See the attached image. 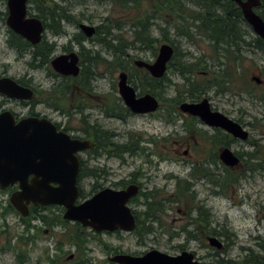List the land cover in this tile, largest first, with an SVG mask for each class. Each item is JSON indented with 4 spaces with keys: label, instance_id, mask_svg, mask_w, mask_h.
Returning <instances> with one entry per match:
<instances>
[{
    "label": "rangeland",
    "instance_id": "obj_1",
    "mask_svg": "<svg viewBox=\"0 0 264 264\" xmlns=\"http://www.w3.org/2000/svg\"><path fill=\"white\" fill-rule=\"evenodd\" d=\"M67 4L70 5L71 15L75 16L80 22L94 27H104V24L112 26L110 22L121 19L126 14V9L117 8L107 0H70ZM0 8L3 9L2 6ZM145 8L146 5L143 3L138 10L142 13ZM30 12L32 14L36 13L32 10ZM127 13L128 19H130L133 14H137V11L130 10ZM128 29V27H124V31ZM151 30L152 36L156 37L157 31L154 30V27ZM2 31H4V28ZM63 31L66 33L59 37L48 35V40L58 43L59 46L66 43L74 46L75 44L72 42L74 34L78 32L77 25L73 22L65 23ZM250 31L251 35L255 36L251 29ZM113 34L130 39V33L122 32V34H118L117 31H113ZM169 38L172 41L171 45L177 48V58L173 62L174 64L179 59L181 62L189 63L197 62L198 59L202 60L203 64L199 67L198 73H195L192 77L209 78L208 74L211 71L217 68L221 69L227 63L224 57L215 53L211 43L204 38L197 37L196 41L191 43L178 38L172 30L169 31ZM160 44L156 43L155 51L147 49L129 50L127 56H122L120 67L114 69L111 63L109 71L105 72L103 68L100 69L99 73L102 76L97 78V84L105 91L110 90L109 84H111V93L117 95V91L115 93L112 90V83L117 82L119 72L129 73L128 71L132 67V61H129L130 58L153 61L155 58L154 52L157 53ZM85 45L89 46L90 43L86 42ZM74 48H77V46H74ZM241 50V59L236 62L238 72L240 71L241 76L251 87L257 85L251 80L252 77H259L262 80L263 83L259 85V88L253 90V94L259 96L264 93V49L260 50L245 46ZM58 54H60L59 48L56 50V55ZM29 59L26 55H20L14 50H9L5 45V37L0 32L1 67H5L15 77L24 76L27 70L33 69L27 63ZM108 59H111L112 62V51L111 57H108ZM173 70L169 69L167 71L166 77L169 82L164 96L166 98L178 97L181 99L184 95L178 96V92L183 90L181 85L183 80ZM31 75L34 76L38 88H46L49 85L46 81L44 69H33ZM240 87L241 85L238 82L232 92L223 94H216L214 89L211 88L202 98H208L213 109L223 113L230 119L238 123L241 120L250 134V140L255 142L256 146L252 147L249 144L238 143L233 150L242 153H253V155L258 154V159L251 161L253 165L259 164L258 168L254 171H248L235 188L231 189L227 195H222L209 182V177L202 179L191 177L193 167L179 165L174 162H157L155 160L157 158L154 157L158 172L153 173L150 183V186L155 188H166V195H174L176 194L177 182L187 180L191 184L190 191L195 194L196 206L199 204L208 210L212 227L215 226L221 231L223 226L231 233L230 240L232 244L230 243L226 251L221 252L219 256H215L216 249L209 247L206 240L203 239V235L199 233H197L196 239H188L187 234L182 231L188 221L187 218H184V205L175 202L171 205L172 209L166 211L162 220L163 227L159 229L156 225H152L155 231L142 238L134 233H95L82 228L88 239L85 244V249L88 251H85L82 259H78L76 248L67 242L65 235L75 230L74 224L70 223L66 226L55 224L50 227L41 222V217L56 219L58 217L56 215L57 209L32 211L33 217L30 218V223L37 226V229L26 230V225L19 214L8 208V198L13 190L7 189L0 190V264H20L16 259L17 254H22L25 258L23 264H45L46 256L50 259H55V256H57L56 264H110L107 261L109 254L106 253V246L118 249V253L130 255H141L150 249H156L175 256L185 250L192 252L204 264H216L215 261L218 258L238 260L242 259L248 251L258 252L256 244L264 242V103L251 98L248 94L239 95L238 91H244ZM246 89L250 90L251 88L245 85ZM257 120L260 121L257 122ZM179 125L180 122L177 123V127H174L155 116L131 115L125 116L123 120L112 119L109 121V128L122 135V138L118 140L119 142H125L130 134L140 139L154 137L158 142L156 150L164 157L169 155L167 154V144L161 146L164 142L162 138L167 137L174 130H178ZM140 146L144 145L140 144ZM124 158L126 164L121 163L114 156L105 163V167L110 172L107 177L108 182L113 183L121 179H129L132 173L135 176L139 168L146 167L138 156L136 158L125 156ZM251 162L249 163L250 166ZM205 169H208L212 174L221 173L223 170L222 167H206ZM213 178L211 177V179ZM88 185L90 186L88 182L82 185L84 194L90 192ZM129 206L133 210L137 208L134 204H129ZM192 216H195V213ZM191 229V227H188V230ZM224 240L225 238L221 241L224 242ZM56 248L58 249L56 250ZM69 255H74V259L71 261L65 260Z\"/></svg>",
    "mask_w": 264,
    "mask_h": 264
},
{
    "label": "flooded vegetation",
    "instance_id": "obj_2",
    "mask_svg": "<svg viewBox=\"0 0 264 264\" xmlns=\"http://www.w3.org/2000/svg\"><path fill=\"white\" fill-rule=\"evenodd\" d=\"M32 1H42L43 4H45V0H30L28 2L27 17H35L34 15L36 14H32L29 10L33 6L31 4ZM260 1L261 5L258 7L259 9L264 5V0ZM1 6L3 9L0 8V32L5 37L6 47L9 50L18 52L20 55L28 56L30 59L27 63L34 70L44 69L47 79L46 81L49 85L46 88H38L34 76L31 75L33 69L27 70L24 76L15 77L11 75L5 67L0 66V79H11L17 85L29 89L32 92L31 97L28 99H15L0 92V113L6 111L9 112L16 122L27 118L43 119L51 123L57 132L67 135L70 140L77 139L80 141L91 142L92 146L90 148L75 154L78 160L76 184L79 191V197L84 196L83 199H86L105 188L125 190L128 186L135 185L138 187V192L129 201V204H134L137 207L136 210L134 209V213L132 212L134 217L137 215L145 227L156 225V227L161 229L163 227L162 220L164 219L166 211L172 209L171 205L174 203V197H176V195H166V188L159 189L150 186L153 173L158 172L157 163L154 162L155 160H157V162H174L179 165H188L191 167L218 168L224 166L220 159L221 151L224 148H229L233 151L235 156L239 158V167L253 161V158H247L246 156V154L251 156L253 153H242L233 150L234 146L238 143L249 144L248 141L241 142L223 129L209 126L198 117L188 115L187 113L178 110V106L181 103H196L201 101L203 99L202 97L195 101L189 99L179 100L176 105V110H161V101L157 98L159 107L155 112L133 114L125 106L123 100L119 96L118 81L112 83V90L115 93L117 91V95L111 93V84H109V91L101 89L100 85L97 84V78L102 76L99 71L103 68L106 72L111 68V59H108V57H111V40L109 33H103L102 31L97 30L98 27H94L95 32L91 37H87L78 29V32L74 34L72 42L77 48H74V46H71L69 43L59 46L58 43L51 42L47 37L48 35L59 37L66 32L63 31L60 34H55L53 30H50L40 19L44 28L40 41L32 45L17 35L27 42L30 47H27L25 44L26 47L23 49L14 48L13 45H11L10 39L13 38V34L15 33H13L6 24L8 17L7 0H0V7ZM68 6L70 7V5ZM68 15L67 18H60L59 27L63 30L65 23L69 24L70 22H73L78 28L79 24L82 22H78L75 16L71 14ZM3 28L4 31H2ZM86 42L90 43V45L86 46ZM44 44H47L48 49H45ZM37 45H43L44 47H41L42 49L39 50V53L36 52L35 46ZM58 48L60 49V54L56 55V50ZM71 54H75V57L77 58L76 65L78 67V74L72 76L61 75L55 72L51 66V61L58 56L68 57ZM38 55H41L39 56L40 58ZM68 61H70V58ZM169 64L167 65V68ZM129 84L132 86L131 83ZM135 91L137 97L142 95L139 94L136 89ZM210 109L211 111H216L211 106ZM131 115L155 116L174 127H177L176 125L178 122H180V125L177 128L178 130H174L169 133L167 137L162 138L164 142L161 146L167 144V154L169 156L159 157V153L156 150L158 142L154 137L142 139L140 140V144L144 146L140 147L143 148L144 153L140 154L139 150L140 156H138V158L142 159L143 164H145L146 167L139 168L137 173H135V176H133L134 173H132L129 179H121L117 182L111 183L107 180L110 172L105 167V163L114 156L121 163L126 164L125 156H130L132 158H136V156L131 155L126 151L128 137L130 135L132 136V134L128 135L126 140L124 139L125 142H119L118 140L119 138H122V135L109 128V121L112 119L123 120L125 116ZM113 145L122 152L112 154L110 150ZM154 157L157 159L154 160ZM85 182L90 184V186L88 185L90 187V192L87 194L83 193L84 190L82 188V185ZM12 189L15 191L17 186L12 187ZM152 198L162 199L161 216H155L152 218L148 216L149 212L147 211V208ZM50 209H57L56 215L60 217L62 221L66 222V225L71 223L70 221H65L63 219L62 215L65 210L61 206L50 205L41 207L29 205V214L27 217L29 223L26 230L37 229V226L31 225L30 223V218L33 217L32 211H48ZM184 215V218H187L185 212ZM220 237H217L220 241L224 239V237ZM207 239L208 238L206 237L205 240ZM222 243L224 245L225 240ZM57 249L58 248H56V250ZM257 249L260 251L259 246ZM85 251L88 250L85 249ZM56 257L57 256H55L54 259L55 261ZM74 257V255H69L65 260L71 261Z\"/></svg>",
    "mask_w": 264,
    "mask_h": 264
},
{
    "label": "water",
    "instance_id": "obj_3",
    "mask_svg": "<svg viewBox=\"0 0 264 264\" xmlns=\"http://www.w3.org/2000/svg\"><path fill=\"white\" fill-rule=\"evenodd\" d=\"M230 1L238 5L244 21L255 36L264 41V20L254 11L261 1ZM27 2L7 0L6 24L15 34L34 45L40 41L44 28L39 19L26 16ZM78 29L87 37L95 32L93 26L84 23L79 24ZM173 54V47L163 43L158 47L154 61L135 59L133 65L145 69L151 77L161 79L166 74ZM76 62L75 54L58 56L51 61V66L61 75L76 76ZM251 80L257 85L262 83L259 77H252ZM117 81L119 96L133 114L153 113L158 109V100L153 95L146 93L136 96L135 89L128 83L127 73L119 72ZM0 92L15 99H28L32 95L29 89L17 85L11 79H0ZM178 110L198 117L209 126L219 127L241 141L248 138V132L239 123L219 111H211L207 98L196 103L183 102ZM91 146L89 141L70 140L46 120L27 118L16 122L9 112L0 113V189L17 185L8 199L10 206L22 218L28 216L30 204L62 206L65 209L62 215L64 220L77 222L96 233L117 230L132 232L136 222L127 203L137 194V186L130 185L125 190L105 188L76 204L79 191L76 184L78 160L75 154ZM220 159L229 168L239 164V158L229 148L221 151ZM207 242L211 248L222 249V243L215 237H208ZM108 261L115 264H204L192 252L184 250L171 256L156 249L141 256L115 254L109 256Z\"/></svg>",
    "mask_w": 264,
    "mask_h": 264
},
{
    "label": "trees",
    "instance_id": "obj_4",
    "mask_svg": "<svg viewBox=\"0 0 264 264\" xmlns=\"http://www.w3.org/2000/svg\"><path fill=\"white\" fill-rule=\"evenodd\" d=\"M70 0H45V4L42 1H32V8L29 10L35 11L34 15L37 19H41L50 30H53L55 34L63 32L59 27L60 18H67L70 14V7L67 3ZM115 7L120 9H126L125 15L121 19L115 20L112 26L104 27L98 26L97 30L109 33L110 46L113 53L112 65L114 69L121 66L122 56H127L129 50L133 49H147L155 51L156 43H170L172 41L169 38V31H173L175 35L180 39H185L188 42L194 43L197 37L204 38L211 43V46L215 53L220 54L227 60L222 68L211 71L208 74L209 78L192 77L195 73H198L199 67L202 66V60L198 59L197 62H181L180 59L174 64L173 62L177 58V48L174 47V56L168 66L169 69H174L175 74L182 78L183 90L178 92V97L166 98L164 93L168 87V78L164 75L161 79H153L147 71L144 69H138L132 65L131 70L128 72L129 83L139 92V94L149 93L157 97L161 101V110H176V105L179 100L189 99L195 101L200 99L208 90L214 89L216 94H223L232 92L235 84L240 83V89L243 92L238 91L239 95L248 94L251 98H255L259 102L264 103V93L259 96L253 94V90L259 88V86L251 87V85L245 81L240 71L238 72V66L236 62L241 59V49L246 47H253L255 49H264V41L256 36L251 35L250 27L244 21L242 13L238 5L230 0H107ZM145 3L146 8L142 13L139 12V8ZM130 10H136L137 14H133L132 18L128 19L127 12ZM257 14L264 20V5L261 9H256ZM80 22V20H78ZM124 27H128L127 31H124ZM157 31V36H152L151 28ZM113 31H117L118 34L130 33V39L123 38L122 35H114ZM13 34V33H12ZM11 45L14 48H25L30 45L22 40L19 36L13 34V38L10 39ZM26 44V45H25ZM45 49H48L47 44ZM43 45L35 46L36 52L39 53ZM34 48V49H35ZM44 48V47H43ZM154 55L156 53L154 52ZM41 55H38V57ZM40 58V57H39ZM138 58V57H136ZM135 58H130L132 61ZM221 70V72H219ZM245 85L250 86V90H245ZM241 90V91H242ZM114 109V102H113ZM121 109V108H120ZM260 120H257L259 122ZM244 125L241 120L239 121ZM245 126V125H244ZM140 139L135 135H130L127 140L126 151L135 156H140L144 153L143 148L140 147ZM248 143L253 147L256 143L252 140H248ZM111 148V147H110ZM140 150V154H139ZM110 152L112 154H118L122 151L117 149L114 145ZM121 155V154H120ZM247 158L256 159L258 154L247 155ZM159 157L161 155L159 154ZM248 162V161H247ZM259 164L253 165L247 163L240 166L238 169H229L222 166L221 173H211L206 167H193L190 174L191 177L208 178L218 192L222 195H227L231 189L235 188L239 181L245 177L248 171H254L258 168ZM211 177H214L211 179ZM191 184L184 180L183 182H177L176 184V197L174 203H182L184 205V212L187 217V224L182 229L188 236V239H196L197 233L203 235V239L208 236L224 237L225 244L223 251H226L230 246L231 233L227 228H221V231L215 226L212 227L211 216L207 209L201 205L196 206V200L194 193L190 191ZM84 198V196H80ZM184 202V203H183ZM162 199L152 198L148 204L147 211L149 217L161 216L162 213ZM8 208L13 210L8 204ZM195 213V216H192ZM137 225L133 233L139 238H142L146 234L153 232L152 226L145 227L136 215ZM25 223L26 228L28 226L27 219H21ZM27 222V223H26ZM41 222L44 225L52 227L55 224H61L66 226V222L62 221L60 217L55 220L48 217H41ZM75 230L73 232L66 233L67 242L76 248L78 259H82L85 254V244L88 242L86 234L83 233V229L80 225L75 224ZM191 227V230H188ZM232 244V243H231ZM260 251L247 252V254L240 260L223 259L218 258L216 264H264V242L257 244ZM106 252L118 253V249L107 247ZM182 249V248H181ZM221 252L215 251V256H219ZM16 259L20 264L24 263L25 258L22 254H17ZM45 264H56L53 258L46 256ZM39 264V263H37ZM82 264V263H79Z\"/></svg>",
    "mask_w": 264,
    "mask_h": 264
},
{
    "label": "bare ground",
    "instance_id": "obj_5",
    "mask_svg": "<svg viewBox=\"0 0 264 264\" xmlns=\"http://www.w3.org/2000/svg\"><path fill=\"white\" fill-rule=\"evenodd\" d=\"M14 33V32H13ZM17 35V34H16ZM21 37V36H20ZM77 202V201H76ZM77 204V203H76ZM135 218V217H134ZM220 242V241H219Z\"/></svg>",
    "mask_w": 264,
    "mask_h": 264
}]
</instances>
